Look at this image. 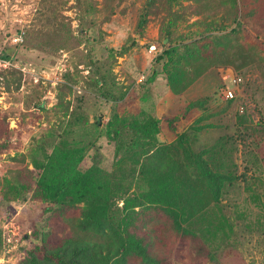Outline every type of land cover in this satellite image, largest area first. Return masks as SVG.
<instances>
[{
	"label": "rangeland",
	"instance_id": "374dc122",
	"mask_svg": "<svg viewBox=\"0 0 264 264\" xmlns=\"http://www.w3.org/2000/svg\"><path fill=\"white\" fill-rule=\"evenodd\" d=\"M259 2L156 0L149 7V0H0V143L12 139L0 150V264H18L31 239L46 233L48 243L56 245L74 232L81 204L59 210L34 198L30 171H38L33 158L43 159L65 141L85 148L84 166L99 153L107 170L116 171L124 159V172L136 167L138 172L144 156L136 161L134 154L142 144L148 148L149 137L137 132L136 123L150 118L161 121L155 145H174L189 178L196 175L183 150L199 151L219 138H226L242 174L222 201L227 241L218 244L213 261L202 264H264V20ZM146 9H151L148 21L140 27ZM234 27L226 45H217L215 52L207 46L203 73L195 80L192 73L180 80L170 77L168 58H159L167 45L175 43L180 52L186 43H211ZM168 30L170 44L161 38ZM244 56L248 64L237 69L233 62ZM198 62L190 61L185 69ZM228 88L237 98L227 107ZM198 99L205 101L189 108ZM239 115L246 121L241 123ZM169 239L166 252L178 236ZM188 254L184 249L176 253L182 264Z\"/></svg>",
	"mask_w": 264,
	"mask_h": 264
},
{
	"label": "trees",
	"instance_id": "16d2710c",
	"mask_svg": "<svg viewBox=\"0 0 264 264\" xmlns=\"http://www.w3.org/2000/svg\"><path fill=\"white\" fill-rule=\"evenodd\" d=\"M155 2L149 0V7ZM237 8L235 20L238 21L240 9ZM150 10L146 9L140 18V27L147 23ZM257 12L264 20V0L258 3ZM167 33V37L161 38L164 43L170 44L171 31ZM234 33L235 27L211 43L197 45L199 43L193 41L197 46L186 43L180 52L179 47L172 43L167 45L159 58H168L173 80H180L187 73H192L191 80H195L203 73L201 70L204 69L200 68L207 57V46L212 44L210 48L215 52L216 46L226 45ZM244 58L239 63L229 60L234 61L237 69H242L248 64L245 61L247 56ZM196 60L199 65L190 68L191 71L185 69L190 61ZM20 83L21 77L18 86ZM172 84L175 82L172 81ZM236 98V93L235 97L228 98L227 107ZM204 101H192L189 108ZM237 119L241 123L246 121L245 115H239ZM160 122L150 118L136 123L137 132L149 137L148 148L142 144L139 152L134 154L136 161L144 156L138 172L137 167L124 172V159L116 164L117 172L107 170L99 153L93 154L91 163L84 166L85 148L67 145L65 141L46 151L43 159L33 158L38 171H30L35 178L34 198L56 205L59 210L81 205L71 236L56 245L48 243L46 233L38 241L31 239L18 264H182L184 261L178 260L176 255L180 249L189 253L186 264L213 261L218 244L227 241L226 236H229L222 221L225 215L223 197L227 188L234 186L242 174H237L231 148L226 147V138H219L199 151L183 150L196 175V178H189L182 162L175 158L178 149L172 150L174 145H155ZM182 139L183 135L179 138L180 143ZM7 140L10 142L12 139L7 136ZM8 142L0 143V150ZM135 179V187L130 189ZM22 185L27 184L24 182ZM141 186L145 188L140 189ZM14 188L19 195L16 185ZM120 200L122 205L118 204ZM228 224L231 226V223ZM173 235L175 239L178 236V240L172 244V251L166 252L170 239L166 241L165 238Z\"/></svg>",
	"mask_w": 264,
	"mask_h": 264
},
{
	"label": "built area",
	"instance_id": "2783aa9c",
	"mask_svg": "<svg viewBox=\"0 0 264 264\" xmlns=\"http://www.w3.org/2000/svg\"><path fill=\"white\" fill-rule=\"evenodd\" d=\"M155 47H156L155 45H152L151 46V50H153ZM238 80H240V78ZM234 81L236 82V79ZM234 95H235V90L234 89L228 88V90L225 92V96H226L227 99L228 98H233Z\"/></svg>",
	"mask_w": 264,
	"mask_h": 264
}]
</instances>
